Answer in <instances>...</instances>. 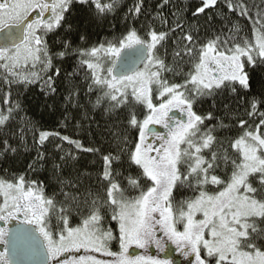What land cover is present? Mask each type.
I'll use <instances>...</instances> for the list:
<instances>
[{
  "label": "snow or ice",
  "instance_id": "snow-or-ice-1",
  "mask_svg": "<svg viewBox=\"0 0 264 264\" xmlns=\"http://www.w3.org/2000/svg\"><path fill=\"white\" fill-rule=\"evenodd\" d=\"M0 264H264V0H0Z\"/></svg>",
  "mask_w": 264,
  "mask_h": 264
},
{
  "label": "trees",
  "instance_id": "trees-1",
  "mask_svg": "<svg viewBox=\"0 0 264 264\" xmlns=\"http://www.w3.org/2000/svg\"><path fill=\"white\" fill-rule=\"evenodd\" d=\"M154 2H158V0H154ZM195 2V0H194ZM131 3V0H125V4ZM219 22V21H218ZM100 35L102 36L103 33L101 32ZM25 95L28 97V103L31 107L33 114L36 115L41 112L40 104L43 102L42 94L40 93L39 89H33L32 91L26 92ZM45 120L44 123L46 126L55 128L58 131H65L68 134H73L75 129L72 127L71 122H69V126L67 128H64L62 125L57 127L59 125V118L57 115H52L51 117L47 116V113H44ZM34 154V153H33ZM16 158H13L15 161ZM23 160H20V163L23 164ZM15 166V163H14ZM172 249V246H170Z\"/></svg>",
  "mask_w": 264,
  "mask_h": 264
},
{
  "label": "rangeland",
  "instance_id": "rangeland-1",
  "mask_svg": "<svg viewBox=\"0 0 264 264\" xmlns=\"http://www.w3.org/2000/svg\"><path fill=\"white\" fill-rule=\"evenodd\" d=\"M157 127H161V126H157ZM171 246H172V250H174L176 248L175 244H172ZM129 251L131 253H142L145 250L143 248H141L140 246H138V245H133V246H131ZM165 251L168 252V249H165ZM151 254L152 255H157V254L164 255L163 252H159V250L155 249L154 246L151 249ZM170 254L172 255V258H173L174 262L177 261V260L187 261L189 259L188 257H184L181 252H171Z\"/></svg>",
  "mask_w": 264,
  "mask_h": 264
},
{
  "label": "flooded vegetation",
  "instance_id": "flooded-vegetation-1",
  "mask_svg": "<svg viewBox=\"0 0 264 264\" xmlns=\"http://www.w3.org/2000/svg\"><path fill=\"white\" fill-rule=\"evenodd\" d=\"M168 251H169V249H168Z\"/></svg>",
  "mask_w": 264,
  "mask_h": 264
}]
</instances>
